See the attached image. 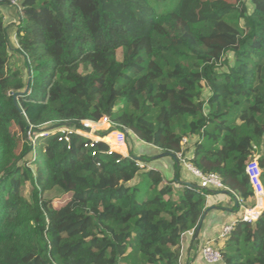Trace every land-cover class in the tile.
<instances>
[{"label":"trees","instance_id":"trees-1","mask_svg":"<svg viewBox=\"0 0 264 264\" xmlns=\"http://www.w3.org/2000/svg\"><path fill=\"white\" fill-rule=\"evenodd\" d=\"M11 1H0V264H202L208 198L254 207L253 160L264 186V0L212 1L195 18L201 0ZM2 7L18 12L15 42ZM103 117L129 133L130 158L31 136ZM142 146L182 154L224 189L183 183L178 166L167 181ZM215 240L222 264H264V211Z\"/></svg>","mask_w":264,"mask_h":264},{"label":"built area","instance_id":"built-area-1","mask_svg":"<svg viewBox=\"0 0 264 264\" xmlns=\"http://www.w3.org/2000/svg\"><path fill=\"white\" fill-rule=\"evenodd\" d=\"M11 4L13 7H17L20 5V2L18 0H12ZM50 133L58 134V140L64 143H69L73 136L81 137L85 140V148L89 149L99 144H104L107 149L104 151L103 155L106 157H113L114 155H120L122 158L131 157V148L128 140L129 133L113 125L108 117H103L98 121L89 119L82 120L75 126L62 125L52 131H43L31 136L37 139V137H47ZM187 142L188 141L185 139L183 144ZM96 154V151L92 152V156H96ZM178 159L180 160V165H184L186 170L198 180V185L201 187L212 192L222 191L224 189L222 180L218 175L204 174L201 170L187 162L182 154L178 155ZM116 162L119 163L120 159ZM137 165L144 167V164L141 162H138ZM246 172L256 197V205L254 207H247L242 199L235 200V204L238 205L239 203L242 207L240 220L234 218L230 223L223 226L219 235L220 238H227L239 221L247 224L255 223L264 211V186L261 181L262 171L258 161L253 160L250 162L247 165ZM261 202H263V206H260ZM215 239L216 238L210 239L202 244L199 253L202 264H222V252L216 247Z\"/></svg>","mask_w":264,"mask_h":264},{"label":"crops","instance_id":"crops-1","mask_svg":"<svg viewBox=\"0 0 264 264\" xmlns=\"http://www.w3.org/2000/svg\"><path fill=\"white\" fill-rule=\"evenodd\" d=\"M143 154L151 155L152 162L149 164L150 167L161 170L167 181L176 180V166L179 168V177L183 183H196L194 176L186 170L184 165H180L171 156L157 158L159 155L156 154V150L151 147H143ZM153 155V156H152ZM184 172V173H183ZM219 198V199H218ZM215 199L218 202L215 203ZM235 202L230 200L225 194L218 193L215 196H211L208 201V207L211 211L207 214L209 216L208 223L205 227L202 226L199 239L202 244L218 237L221 233V229L226 224L230 223L235 218V213L233 212V206ZM214 207V208H212ZM206 217V218H207ZM205 218V219H206ZM204 224V223H203ZM204 228V230H203ZM190 236L186 237V241L189 242ZM198 239V240H199ZM185 242L184 245V257L194 258L196 255V245L190 247L189 244ZM185 262V261H184ZM192 263V262H191Z\"/></svg>","mask_w":264,"mask_h":264},{"label":"rangeland","instance_id":"rangeland-1","mask_svg":"<svg viewBox=\"0 0 264 264\" xmlns=\"http://www.w3.org/2000/svg\"><path fill=\"white\" fill-rule=\"evenodd\" d=\"M204 1H206L207 3H204ZM212 1H227V2H240V0H201V1H197V2H194L193 3V13L195 14L194 15V18L201 14L202 10H204L206 7H207V4L209 2H212ZM246 1V4L248 5V7L250 9H252V5L250 4L249 0H245ZM3 14H4V17H5V21L6 23L9 25V30H10V37H11V41H14L15 39V32H16V29H15V24L17 23L18 21V12L16 9L12 8V7H2L1 8ZM15 42V41H14ZM8 125H6L3 129L5 135L10 139L9 137V130H8ZM191 145H193V142L190 143L189 145H187V148H190ZM152 168V167H151ZM184 173V172H183ZM196 183H198V180H194ZM227 196V195H225ZM230 200L234 201V199L231 198V196H227ZM219 199V198H218ZM208 201H209V198H208ZM218 202V200L215 199V203ZM61 203V200L57 201V205H59ZM186 262H184L185 264Z\"/></svg>","mask_w":264,"mask_h":264},{"label":"water","instance_id":"water-1","mask_svg":"<svg viewBox=\"0 0 264 264\" xmlns=\"http://www.w3.org/2000/svg\"><path fill=\"white\" fill-rule=\"evenodd\" d=\"M167 156H170L168 153H163L161 155H159L157 158H162V157H167ZM172 156V155H171ZM173 157V156H172ZM214 208V207H212ZM211 211V208L207 209L206 210V213L205 215L203 216L202 220H201V223H200V226L198 227L196 233H195V239L198 240L199 239V235H200V232H201V229H202V226H203V223H204V220H205V217L207 216V214Z\"/></svg>","mask_w":264,"mask_h":264},{"label":"bare ground","instance_id":"bare-ground-1","mask_svg":"<svg viewBox=\"0 0 264 264\" xmlns=\"http://www.w3.org/2000/svg\"><path fill=\"white\" fill-rule=\"evenodd\" d=\"M260 206H263V202H261Z\"/></svg>","mask_w":264,"mask_h":264}]
</instances>
